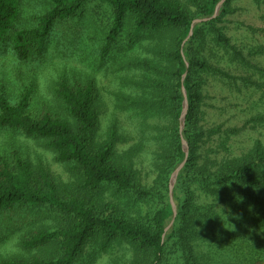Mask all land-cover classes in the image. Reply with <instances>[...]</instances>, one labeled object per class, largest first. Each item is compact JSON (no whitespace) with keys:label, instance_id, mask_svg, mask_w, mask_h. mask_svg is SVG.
Segmentation results:
<instances>
[{"label":"trees","instance_id":"16d2710c","mask_svg":"<svg viewBox=\"0 0 264 264\" xmlns=\"http://www.w3.org/2000/svg\"><path fill=\"white\" fill-rule=\"evenodd\" d=\"M221 1L192 0V10L180 0H48L49 9L26 26L19 0H0V56L11 53L26 65L46 60L47 44L61 23L80 17L93 3L107 5L112 22L105 32L104 54L126 32L129 45L144 53L134 65L140 69L135 85L145 90L146 98L113 103L154 112L156 124L144 133L155 141L166 140L156 154L160 165L154 188L147 191L139 172L123 160L116 128L102 138L99 92L92 81H59L54 101L63 115H34L33 88L24 87L12 103L0 82V133L39 142L56 163L68 167L75 183L62 184L47 165L33 163L20 151L0 158V217L6 215L7 223L15 224L17 218L36 214L57 223L30 233L21 244L26 250L55 245L53 256L0 264H77L95 239L101 242L100 253L130 247L134 260L129 264H264V144L257 141L248 153L234 157L227 142L242 129L223 131V125H214L206 130L203 124L211 86L249 96L264 90V84L254 80L256 75L264 79V70L253 60L259 53L251 50L246 56L221 26L233 0H226L214 20L198 23L189 37L192 24L211 19ZM252 2L264 8V0ZM128 21L131 33L125 30ZM183 89L187 112L180 129ZM259 102L264 105V93ZM149 118L154 117L142 121ZM258 122L263 124L264 117L248 124ZM214 136L224 138L221 146L212 145ZM134 151L129 150V157ZM183 163L170 190V175ZM104 190L128 202L145 201L151 208L133 217L121 204L96 196ZM172 195L177 216L166 231L174 214ZM117 259L113 264H119Z\"/></svg>","mask_w":264,"mask_h":264},{"label":"rangeland","instance_id":"374dc122","mask_svg":"<svg viewBox=\"0 0 264 264\" xmlns=\"http://www.w3.org/2000/svg\"><path fill=\"white\" fill-rule=\"evenodd\" d=\"M46 1L48 0H19L22 23L29 26L31 22L34 23V18L44 14L49 9ZM191 1L180 0L185 7L194 10ZM222 1L221 9L226 0ZM108 9L107 5L93 3L80 17L61 23L47 44V58L43 62L36 61L26 65L17 62L11 53L1 55L0 82L4 84L12 103H16L24 87L33 88L31 108L34 115H39L44 111L63 115L61 105L58 101H54L59 81L64 78L71 84L76 82L85 84L92 81L99 92L98 103L101 104L102 110V138L108 129L116 128L118 148L121 155H124L123 160L126 164L133 165L134 169L139 172L138 178L145 189L152 191L156 179L155 169L160 165L156 154L160 152V148H165L166 140L155 141L149 138V134L144 133L148 127L156 124L155 116L158 115L154 112H148L142 106L139 109L126 110L123 105L122 108H118L113 103L117 101L131 104L139 97L146 98L145 90L140 91L135 85V80H139L140 69L134 65L135 60L142 59L144 53L142 48L129 45L131 39L126 31L131 33L133 25L128 21L125 27L126 33H120L116 44L104 54L105 32L110 27V21L112 22ZM220 11L215 18L219 16ZM229 11L230 13L221 24L225 28V35L237 47L245 49L246 56L251 50L259 53V55L255 54L253 60L259 69L264 70V53H262L264 52V8L259 9L252 0H233ZM254 80L260 85L264 84V79L257 75ZM208 92L207 121L203 123L205 129L209 130L214 125H223V131L242 129L240 134L231 135L230 141L227 142L232 156L237 157L248 153L257 141L264 144V123L248 124L253 118L264 117V105L259 102L263 97V89L249 96V94L231 93L222 85H216L211 86ZM142 100H138L137 103ZM183 107L187 112L185 104ZM139 117L154 118H149L145 123ZM185 121L183 123V117L179 119L180 129ZM150 131L158 136L157 130L150 129ZM210 140L212 145L221 146L224 138L219 139L214 136ZM131 148H134L135 155L129 157ZM184 148L189 157L186 142H184ZM13 151H20L33 163L43 162L62 184H75L68 167L56 163L53 156L46 152L39 142L0 133V158L10 156ZM179 168L170 175V190L174 188L179 175H176V172ZM96 196L104 202L121 204L124 212L133 217H138L151 208L150 203L145 201L138 200L136 203L134 200L128 202L119 199L111 190H104ZM171 204L174 214L166 231L173 228L177 216L173 195ZM17 220V223L9 224L6 215L0 217V262L34 257L48 258L55 254V245L42 250H26L21 245L30 233L40 229L55 228L57 223L53 218L33 214L26 220H22L21 217ZM100 245L101 242L97 239L91 241L77 264H113L115 257L118 258L117 263L119 264H129L134 260V253L127 245L108 253H100Z\"/></svg>","mask_w":264,"mask_h":264},{"label":"water","instance_id":"95a60500","mask_svg":"<svg viewBox=\"0 0 264 264\" xmlns=\"http://www.w3.org/2000/svg\"><path fill=\"white\" fill-rule=\"evenodd\" d=\"M222 4H223V1L220 3V5H219V7H218V10L216 11L215 15H214L211 19L215 18L216 15L219 13ZM208 20H209V19H206V20H197V21H195V22L192 24V28H191V31H190V35H189V37L192 36L193 31H194V28H195V26H196L198 23H200V22H202V21H208ZM183 91H184V98H185V100H184V104H185V106H186V91H185V89H183ZM185 119H186V110L184 111V114H183V123H184ZM183 125H184V124H183ZM182 127H183V126H182ZM184 149H185V148H184ZM185 151L187 152L186 149H185ZM183 166H184V163L181 164L180 168H179L178 171L176 172V175L179 174V172L181 171V169H182Z\"/></svg>","mask_w":264,"mask_h":264},{"label":"clouds","instance_id":"9594fccd","mask_svg":"<svg viewBox=\"0 0 264 264\" xmlns=\"http://www.w3.org/2000/svg\"><path fill=\"white\" fill-rule=\"evenodd\" d=\"M216 207H217V208H221V207H218L217 205H216ZM223 213H224V211H223ZM224 215H226V214L224 213ZM216 216H220V215H216ZM220 218H221V216H220Z\"/></svg>","mask_w":264,"mask_h":264}]
</instances>
